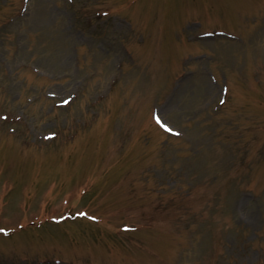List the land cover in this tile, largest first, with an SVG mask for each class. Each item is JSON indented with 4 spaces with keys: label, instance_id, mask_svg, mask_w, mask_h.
Masks as SVG:
<instances>
[{
    "label": "rangeland",
    "instance_id": "374dc122",
    "mask_svg": "<svg viewBox=\"0 0 264 264\" xmlns=\"http://www.w3.org/2000/svg\"><path fill=\"white\" fill-rule=\"evenodd\" d=\"M130 1L0 0V264H264V0Z\"/></svg>",
    "mask_w": 264,
    "mask_h": 264
},
{
    "label": "snow or ice",
    "instance_id": "6c2138e0",
    "mask_svg": "<svg viewBox=\"0 0 264 264\" xmlns=\"http://www.w3.org/2000/svg\"><path fill=\"white\" fill-rule=\"evenodd\" d=\"M157 120H158V122H160L159 117L157 118ZM164 126L167 127V125H164ZM169 130H170V129H169ZM81 215H86V214L81 213ZM4 231H5V229L0 228V232H4Z\"/></svg>",
    "mask_w": 264,
    "mask_h": 264
},
{
    "label": "bare ground",
    "instance_id": "6f19581e",
    "mask_svg": "<svg viewBox=\"0 0 264 264\" xmlns=\"http://www.w3.org/2000/svg\"><path fill=\"white\" fill-rule=\"evenodd\" d=\"M138 4V3H137ZM203 83H204V81H203ZM204 86V85H203ZM208 88V87H207ZM208 90V89H207Z\"/></svg>",
    "mask_w": 264,
    "mask_h": 264
}]
</instances>
